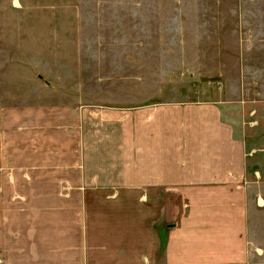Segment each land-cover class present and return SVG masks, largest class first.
<instances>
[{
  "label": "crops",
  "instance_id": "obj_1",
  "mask_svg": "<svg viewBox=\"0 0 264 264\" xmlns=\"http://www.w3.org/2000/svg\"><path fill=\"white\" fill-rule=\"evenodd\" d=\"M10 94L0 264H264V94L179 104L126 144Z\"/></svg>",
  "mask_w": 264,
  "mask_h": 264
},
{
  "label": "rangeland",
  "instance_id": "obj_2",
  "mask_svg": "<svg viewBox=\"0 0 264 264\" xmlns=\"http://www.w3.org/2000/svg\"><path fill=\"white\" fill-rule=\"evenodd\" d=\"M0 75L130 143L179 104L264 94V0H0Z\"/></svg>",
  "mask_w": 264,
  "mask_h": 264
},
{
  "label": "trees",
  "instance_id": "obj_3",
  "mask_svg": "<svg viewBox=\"0 0 264 264\" xmlns=\"http://www.w3.org/2000/svg\"><path fill=\"white\" fill-rule=\"evenodd\" d=\"M161 241H162V242H161V246H162V245H163V242H164V237L161 239Z\"/></svg>",
  "mask_w": 264,
  "mask_h": 264
}]
</instances>
